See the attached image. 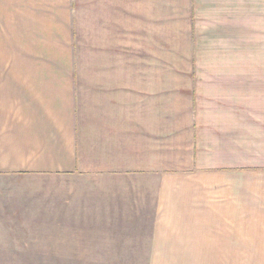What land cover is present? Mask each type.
I'll return each instance as SVG.
<instances>
[{"label":"crops","instance_id":"0c3cea01","mask_svg":"<svg viewBox=\"0 0 264 264\" xmlns=\"http://www.w3.org/2000/svg\"><path fill=\"white\" fill-rule=\"evenodd\" d=\"M262 50L264 0H0V249L264 247Z\"/></svg>","mask_w":264,"mask_h":264},{"label":"rangeland","instance_id":"374dc122","mask_svg":"<svg viewBox=\"0 0 264 264\" xmlns=\"http://www.w3.org/2000/svg\"><path fill=\"white\" fill-rule=\"evenodd\" d=\"M202 55V68L213 62L216 47H207ZM174 47H162V54H170ZM258 51H260L258 49ZM264 50H262V53ZM215 55V54H214ZM209 59H208V58ZM232 239H225V242ZM243 241V240H242ZM264 264V247L236 249L230 243L225 247L209 249H0V264Z\"/></svg>","mask_w":264,"mask_h":264}]
</instances>
